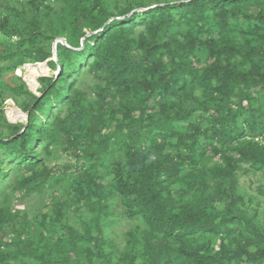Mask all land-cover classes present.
I'll return each instance as SVG.
<instances>
[{
  "label": "trees",
  "instance_id": "trees-1",
  "mask_svg": "<svg viewBox=\"0 0 264 264\" xmlns=\"http://www.w3.org/2000/svg\"><path fill=\"white\" fill-rule=\"evenodd\" d=\"M45 2L30 0L39 12L26 21L25 11L18 12L25 24L0 17V45L17 41L18 65L32 58L49 61L51 72L59 71L29 108L27 126L0 138V151L23 167L6 173L0 166V181L18 174L8 184L16 194L58 183L57 175L41 166V156L64 141L83 149L75 167L79 174L98 161L116 173L119 155L127 171L116 188L99 184L104 176L98 172L74 183L84 207L95 216L84 232L69 225L59 230L54 243L42 233L43 247L32 241L17 251L0 242V264H240L243 258L264 264V250L250 253L231 238L243 226L256 244H264V228L238 206L236 197L238 170L264 171V0H181L130 16L135 8L128 7L120 20L100 0L94 6L78 0L70 9V27L84 42L78 50L64 47L66 54L58 61H50L46 50L39 15L48 9ZM154 13L155 22L137 28ZM84 25L92 27L81 32ZM199 45L211 53L204 66L192 58ZM82 56L91 61L89 69L76 79L65 75ZM44 67L42 72L49 74ZM78 69L79 64L71 71ZM92 77L97 89L84 86ZM238 87L244 95L235 102ZM58 104L64 110L55 111ZM15 111V120H27ZM38 118L45 124L39 125ZM121 202L146 228L141 234L127 233L128 248L117 254L106 226ZM219 204L224 210L219 211ZM16 215L12 228L20 235L37 227ZM220 234L226 236L216 252L210 245ZM201 238L210 239L202 243ZM55 247L64 253L54 256Z\"/></svg>",
  "mask_w": 264,
  "mask_h": 264
},
{
  "label": "rangeland",
  "instance_id": "rangeland-1",
  "mask_svg": "<svg viewBox=\"0 0 264 264\" xmlns=\"http://www.w3.org/2000/svg\"><path fill=\"white\" fill-rule=\"evenodd\" d=\"M0 1V17L7 15L11 16L12 22L15 23L25 24L18 18V12L20 13L22 10L25 11L23 17L25 21L34 18L39 12L33 10L29 3L30 0ZM95 1L96 0H84L89 6H94ZM179 1L181 0H100L101 5L107 7L109 13L113 14L114 20H120L121 14L127 10L128 7L135 8L133 12L128 15L130 16L134 13L146 12L161 4H174ZM77 2L78 0H46L44 5L48 9L39 14L40 18L42 17L44 19V32H46L47 38L46 50L51 54L49 57L50 61H58L60 54L65 55L66 51L64 47L78 50L76 47H78L79 44L83 45L84 40L74 37V31L70 27V22L73 18L70 9L71 6H74ZM243 3L245 5V2ZM252 13L257 14V9L253 8ZM157 17L158 14L156 13L149 15L145 22L139 25V27L137 26V28L149 26V24L155 22ZM91 27V25H84L79 30L82 32ZM93 27L96 28L97 25H93ZM29 34H32V31ZM16 44L17 41L15 39H10L4 46L0 45V138H9L14 135V133H17L23 127L27 126L29 108L38 98L42 97L44 89L51 84V81L54 82L59 78V71L51 72L52 68L50 65H46L49 61L35 62L31 58L27 59L23 64L18 65ZM210 55L211 53L208 49L199 45L192 58L199 62L201 66H204V63ZM83 57L84 56L75 62V65L79 64L78 71L72 72L71 69L75 65H70L66 68L65 75H71V78L76 79L80 74L85 72V70L89 69L91 61H85ZM43 65L47 66L49 74H44L42 72L45 70ZM96 82L95 78L92 77L84 86H91L93 89H97ZM75 87L76 85L73 86V89ZM236 91L237 95L232 97V100L235 102L238 101L239 97L244 95V90L241 87H238ZM60 108L63 109L61 104H58L54 107V110L56 111ZM15 110L24 113L27 116V120H15L17 117ZM196 116L197 120L199 119V122H201L200 113H197ZM36 122L39 125L45 124L43 118H38ZM84 139L85 138H82L80 141ZM81 147L84 148L83 146H80V148ZM51 151L52 153L41 156V166L45 170L52 171L53 174H56L60 179L58 183H51L46 185L44 189L38 191L16 194L12 193V187H8V184H13L16 179H18V177L15 176L18 174L15 173L14 175L9 173L7 174L6 180L0 181V204H2L0 206V221L3 219L6 220L0 227V242H2L8 250L17 251L26 249L28 248V244L32 241H34V246H39V243L41 244L40 240L42 239L39 234L42 233L48 234L49 242L52 244L58 239L56 234H60L61 231L59 232V230L69 225L78 231L84 232L86 223L91 222L95 216L89 209L84 207L79 198V194L74 189V183H77L81 179L89 180L92 173L98 172L104 176L99 179V184L110 185L116 188L117 179L120 174L127 171L125 159L119 155L115 159V162L120 163L121 170L116 173H108L104 165H100L98 161L96 164H90L92 168L85 165L81 174H79L78 171H75V167L77 164H80L77 155L82 154L83 149L76 150V148H71L64 141L62 145L52 148ZM0 155L3 157L0 166L6 168L4 170L5 172H13V169H19L20 172L22 171L23 167L16 165L14 158L8 160L5 150H1ZM237 174L240 179V185L236 197L242 200H239L238 206L244 211H247L250 216H255V224L264 228V171H255L252 168H247L238 170ZM42 180L43 179L40 178L35 185L39 184ZM2 208L4 212H1ZM56 208H59L60 211L57 212ZM218 209L219 211L224 210V205L219 204ZM9 213L12 216H10ZM15 215L17 219H22L26 216V219L35 223L37 227L35 229L26 228V232L20 235L16 229L12 228L14 222H16V220H14L15 218H13ZM43 221H45L44 224ZM108 224L109 225L106 226V234L117 243L119 249L117 254H120L128 248V241L125 237L127 233L138 230V234H141L146 228L142 219L128 215L127 209L122 202L114 219ZM233 235L234 237L231 236V238L237 245L242 248L248 246L250 253L264 250V244H256L253 238L247 236L243 226H238ZM225 236L226 234H220L212 239L210 246H212L216 252L220 250L221 242L224 240ZM246 237L249 238V241ZM207 240L201 238L200 242H207ZM53 250L54 256L61 255L65 251V249L60 250L59 247H55ZM242 260L240 264H251L247 262L245 258Z\"/></svg>",
  "mask_w": 264,
  "mask_h": 264
}]
</instances>
